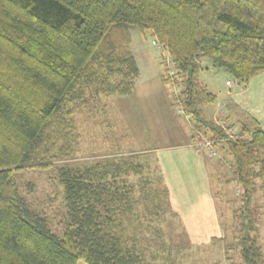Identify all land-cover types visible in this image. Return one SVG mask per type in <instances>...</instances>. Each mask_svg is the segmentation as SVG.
I'll use <instances>...</instances> for the list:
<instances>
[{
	"label": "trees",
	"instance_id": "obj_1",
	"mask_svg": "<svg viewBox=\"0 0 264 264\" xmlns=\"http://www.w3.org/2000/svg\"><path fill=\"white\" fill-rule=\"evenodd\" d=\"M130 25L167 49L173 62L161 80L177 89L171 102L191 119L190 140H211L228 158L227 180L242 187L232 217L243 262L264 264V210L254 203L264 127L231 99L234 119H207L201 107L217 97L198 77L203 56L236 86L264 71V0H0V264H174L159 227L165 190L148 153L74 159L86 94L135 87ZM47 167L62 186V236L28 211L18 188V172Z\"/></svg>",
	"mask_w": 264,
	"mask_h": 264
},
{
	"label": "rangeland",
	"instance_id": "obj_2",
	"mask_svg": "<svg viewBox=\"0 0 264 264\" xmlns=\"http://www.w3.org/2000/svg\"><path fill=\"white\" fill-rule=\"evenodd\" d=\"M129 32L130 49L139 67L135 87L128 95L86 94V102L74 115L79 133L74 159L91 162L112 152H147L160 172L157 185L165 190L160 198L164 222L159 227L164 228L170 260L174 264H244L232 217L241 205L242 187L227 180L228 158L202 141L209 157L208 177L202 164L194 163L187 146L193 135L191 119L180 104L171 102L177 93L175 86L167 87L161 80L164 68L173 61L150 30L130 25ZM199 62V79L217 97L201 107L209 119L217 117L223 105L228 110L231 92L247 84L236 86L229 73L212 66L206 56ZM16 178L28 211L45 216L49 230L62 236L67 219L62 186L53 167L25 169ZM258 186L254 203L264 210V181ZM258 235L264 249V214ZM77 264L88 263L80 259Z\"/></svg>",
	"mask_w": 264,
	"mask_h": 264
},
{
	"label": "crops",
	"instance_id": "obj_3",
	"mask_svg": "<svg viewBox=\"0 0 264 264\" xmlns=\"http://www.w3.org/2000/svg\"><path fill=\"white\" fill-rule=\"evenodd\" d=\"M230 99L238 106V108L251 115L262 127H264V71L251 77L248 80L247 85L242 89H235L231 92ZM216 114L217 117L213 115V117L210 116L209 119H216L219 116H229V119H234L232 113H230L229 110L224 109V105L222 112H216ZM187 146L191 148L192 155L195 159L194 163L197 166L202 164L204 174L208 177L206 163L209 157L207 158L205 152L206 148L201 146V142H192L190 137L187 141Z\"/></svg>",
	"mask_w": 264,
	"mask_h": 264
},
{
	"label": "built area",
	"instance_id": "obj_4",
	"mask_svg": "<svg viewBox=\"0 0 264 264\" xmlns=\"http://www.w3.org/2000/svg\"><path fill=\"white\" fill-rule=\"evenodd\" d=\"M170 73H171V72H170ZM226 84H227V85H230V81L227 80V81H226ZM235 134H236V129L234 128V129H232V130H230V131L228 132V137H233V136H235ZM202 144L205 145L206 147L211 148V149L214 148V147L212 146V142H211V140L206 139V140L203 141Z\"/></svg>",
	"mask_w": 264,
	"mask_h": 264
}]
</instances>
